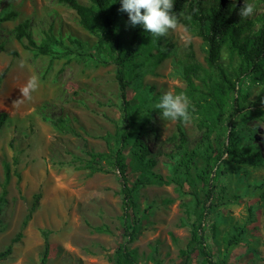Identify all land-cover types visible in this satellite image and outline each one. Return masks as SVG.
Returning a JSON list of instances; mask_svg holds the SVG:
<instances>
[{
    "label": "rangeland",
    "instance_id": "rangeland-1",
    "mask_svg": "<svg viewBox=\"0 0 264 264\" xmlns=\"http://www.w3.org/2000/svg\"><path fill=\"white\" fill-rule=\"evenodd\" d=\"M78 1L91 5L90 0ZM248 2L254 4L255 12L247 20L264 15V0ZM120 7L117 20L126 45L133 27ZM7 14L11 19H4ZM178 18L177 30L160 37L162 46H172L167 57L143 68L127 91L132 110H141L133 120L145 127L142 139L150 150L148 158L155 160L151 170L163 176V181L137 189L140 223L129 246L136 250L138 264H187L181 250L191 238V224L210 185L198 176L206 167L203 158H194L188 175L179 163L186 150L204 152L208 135L213 144L209 154L224 152L218 176L210 181L216 204L203 225L215 264H264V81L252 73L237 81L236 90L225 99L223 120L217 121L206 96L192 91L184 75L186 66L197 64L200 69L193 83L204 92V83L218 81L217 71L207 62V43L199 35V26L186 28L185 16ZM23 22H28L37 42L47 33L67 44L78 39L94 57L62 56L56 46V54H38L27 47V37L17 38V26ZM260 25L255 21L244 34ZM0 43L5 47L0 51V114L7 115L0 127V196L5 165L11 168L7 202L0 211V252L22 233L12 254L0 264H41L44 231L49 233L47 264H114L113 253L124 241L122 179L106 160L100 164L107 172L93 173L85 167L91 160L89 152L118 148L127 125L117 66L102 61L109 60L106 39L87 30L77 11L61 0H0ZM221 61L226 74L234 78L241 65L238 51L225 43ZM33 73L39 77V88L26 99L20 88ZM168 90L188 95L192 115L188 125L164 121L154 109ZM236 100L245 108L234 116ZM233 131L238 146L258 151L262 160L246 152L231 159L225 149ZM134 138L123 144L131 185L148 175ZM174 178L183 186L174 183ZM191 190L199 195V205ZM39 193L41 198L35 201ZM33 204L35 210L24 227ZM235 236L238 241L228 246ZM202 262L198 251L190 254L188 264Z\"/></svg>",
    "mask_w": 264,
    "mask_h": 264
},
{
    "label": "trees",
    "instance_id": "trees-1",
    "mask_svg": "<svg viewBox=\"0 0 264 264\" xmlns=\"http://www.w3.org/2000/svg\"><path fill=\"white\" fill-rule=\"evenodd\" d=\"M77 11L81 17L83 26L100 35L107 41V55L109 60H102L104 63H114L117 66V80L120 85L121 94L124 102L126 128L121 131L120 145L116 149H110L107 152H89L91 160L85 165L91 172H107L100 164V161H109L122 179V209L121 223L124 230V241L121 242L113 253L112 261L114 264H138L136 250L130 248V243L133 242L135 234L138 230L140 218L138 214L137 189L141 185H147L163 181V176L151 170L155 164L153 157L148 158L149 147L142 139V131L144 126H136L133 116L141 111L140 108L132 110L130 100L127 98V91L130 89L134 81L139 77L141 71L145 67H150L160 63L168 55V49L172 46H162L160 38H152L150 33L144 31L142 26L137 25L132 29V35L127 41V44L120 37V23L117 20L118 7L121 0H90L91 5H82L78 0H61ZM243 0H210L208 4L204 0H173V12L179 17L181 14L185 16L182 20L186 28H191L192 24L200 27L199 35L207 43L208 55L207 62L212 66L218 75V81L208 84L206 92L194 86L193 77L198 75L200 69L197 64H191L184 69L185 79L192 91H200L205 95L209 108L213 113L217 114V121L221 122L225 115V99L232 91L236 90L237 81L247 74H254L259 81H264V15H261L255 20L241 18L237 14L238 10L244 5ZM187 5V6H186ZM4 19H11V15L7 14ZM255 21H260V27L244 34L248 27H252ZM28 22L20 23L17 26V38L22 39L27 37L28 45L35 49L36 53L49 55L56 54L57 50L61 51L62 56L75 55L94 57L93 52L87 47V44L78 39H70V44H67L62 39H58L54 34H48L37 42L28 30ZM205 27L207 30H205ZM227 43L238 51L241 57V65L239 72L235 77L226 74L225 68L222 66L221 50L223 45ZM154 49H158L154 53ZM0 51H5V47L0 43ZM16 54V52H13ZM260 105V103H257ZM243 106L237 100L233 104V115L236 116L244 110ZM6 114H0V127L6 118ZM131 136H135L134 145L137 147V156L143 164L147 178H137L136 182L131 185L128 182L129 163L123 151V144L128 142ZM208 143L205 144V151L199 150L185 151L179 166L186 169L187 175L190 173L191 166L195 157L204 159L206 167L198 174L199 178L206 182L210 187L206 190V201L201 206L198 218L191 224V238L187 243L186 249L181 250V254L187 257V264L190 259V254L198 251L203 257L202 264H215L213 254L209 249V245L205 238L204 223L208 215H210L216 199L214 197V189L210 181H214L218 176V165L223 159L224 152L216 151L209 154L210 149H213V144L208 135H205ZM229 144H227L225 152L231 159H236L238 156H243L244 153H252L259 160L262 156L259 152H251L250 149L244 150L237 144L236 133L230 132ZM242 149V150H241ZM211 174L213 176L211 177ZM20 178V175H18ZM11 179V168L8 164L5 165V182L2 195L0 196V211L7 202L6 195L8 193L7 184ZM174 183L183 186L179 178L173 179ZM193 191V190H191ZM196 199V204L199 205V195L196 192H191ZM41 198V194L35 195V201ZM209 202V205L207 203ZM35 210V204L30 208L29 213L23 223L24 227L32 217ZM45 251L41 259V264H47L50 244L48 240V231H44ZM22 233L13 240V242L2 252H0V261L6 260L13 252V244L18 242ZM235 236L228 241V246H231L238 241Z\"/></svg>",
    "mask_w": 264,
    "mask_h": 264
},
{
    "label": "clouds",
    "instance_id": "clouds-1",
    "mask_svg": "<svg viewBox=\"0 0 264 264\" xmlns=\"http://www.w3.org/2000/svg\"><path fill=\"white\" fill-rule=\"evenodd\" d=\"M173 0H121L119 11L126 12L129 16L128 23L135 27L142 26L145 32L152 38L167 37L170 32L177 30L179 18L173 12ZM255 6L245 0L239 10L241 18H247L254 14ZM223 55V53H222ZM226 58V57H225ZM19 66L23 68L25 61L21 60ZM39 88V77L33 73L26 84L20 88L23 98L31 99L32 93ZM154 109L159 110L164 121H181L188 125L192 121L190 100L184 92L168 90L164 92L154 104Z\"/></svg>",
    "mask_w": 264,
    "mask_h": 264
}]
</instances>
